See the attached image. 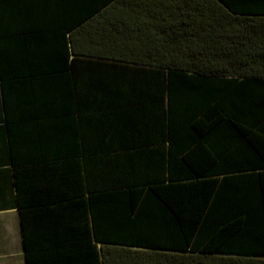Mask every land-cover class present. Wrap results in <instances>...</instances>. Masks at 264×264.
Masks as SVG:
<instances>
[{
	"label": "trees",
	"instance_id": "obj_1",
	"mask_svg": "<svg viewBox=\"0 0 264 264\" xmlns=\"http://www.w3.org/2000/svg\"><path fill=\"white\" fill-rule=\"evenodd\" d=\"M0 77L69 189L37 263L264 264V0H0Z\"/></svg>",
	"mask_w": 264,
	"mask_h": 264
},
{
	"label": "crops",
	"instance_id": "obj_2",
	"mask_svg": "<svg viewBox=\"0 0 264 264\" xmlns=\"http://www.w3.org/2000/svg\"><path fill=\"white\" fill-rule=\"evenodd\" d=\"M22 84L17 86L21 89ZM34 87V92L42 93V88ZM12 88L6 87L5 91L0 77V264H28L27 256L34 264H41L36 262L38 255L50 253L52 261L56 253L69 247V226L74 215L67 210L51 211L69 197V189L61 190L55 179L58 171H53L56 169L52 165L43 168L18 158L27 154L17 144L27 132V121L7 116V107L12 109V102L20 97L19 91ZM70 176L73 180L74 174L67 170L68 186Z\"/></svg>",
	"mask_w": 264,
	"mask_h": 264
}]
</instances>
